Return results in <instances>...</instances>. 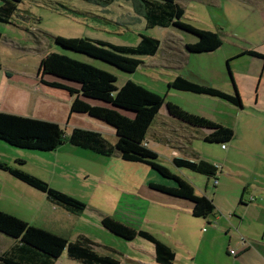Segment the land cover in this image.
<instances>
[{"label":"rangeland","instance_id":"1","mask_svg":"<svg viewBox=\"0 0 264 264\" xmlns=\"http://www.w3.org/2000/svg\"><path fill=\"white\" fill-rule=\"evenodd\" d=\"M176 1L184 9L182 22L217 33L222 40L220 48L188 53L185 45L196 42V37L175 27H146L139 0H112L105 5L84 0H23L13 24L0 22V76L7 79L6 74H14L18 78L23 71L33 78L42 90L29 91L35 97L22 105L26 106L24 116L56 122L67 135L72 126H67L68 111L62 114L61 108L70 106L72 97L42 85L36 76L41 59L54 51L107 70L115 75L117 88L132 81L158 95L164 101L159 111L162 118H166V103H172L189 114L231 128L234 136L224 143L226 150L195 137L189 149L178 155L217 166L216 182L212 177L176 168L170 161L172 149L152 144L161 164L188 181L196 194L212 199L214 216L194 218L190 201L150 189L146 185L150 181H167L143 164L104 157L68 143L54 152H42L19 149L1 140V161L39 177L86 207L78 215L71 214L53 205L45 194L0 171V210L71 241L86 236L96 244L98 253L110 255L120 264L158 263L151 243L139 237L126 241L113 235L102 227L103 217L155 235L174 249V264H264V61L241 55L246 49L264 52V10L248 0ZM140 35L158 39L160 48L152 57H137L141 65L133 73L62 50L54 43L55 37L87 38L134 47ZM176 76L232 95L235 86L241 107L174 90L168 84ZM13 91L5 88L10 92L7 96ZM70 121L77 128L101 133L111 143L116 140L112 129L85 114L73 113ZM84 154L111 163L104 166ZM13 244L12 238L0 233V252ZM53 264L79 263L69 260L64 251Z\"/></svg>","mask_w":264,"mask_h":264},{"label":"trees","instance_id":"2","mask_svg":"<svg viewBox=\"0 0 264 264\" xmlns=\"http://www.w3.org/2000/svg\"><path fill=\"white\" fill-rule=\"evenodd\" d=\"M22 1L2 0L0 22L13 24L18 12L17 6ZM84 1L105 5L112 0ZM139 1L146 27H175L196 37V42L185 45L188 53H209L221 47L222 40L217 33L196 29L182 22L184 9L176 0ZM54 43L62 50L100 60L126 73L135 72L141 65L137 57H152L160 48L158 39L146 35H140V41L134 47L114 46L87 38L55 37ZM241 55L264 61V54L255 50H244ZM46 75L54 79H46ZM36 76L42 85L63 90L72 97L70 115L85 114L100 121L113 130L115 142H109L99 132L82 128H74L67 135L55 122L4 112H0L1 141L19 149L42 152H54L68 143L70 146L104 157L116 156L124 162L143 164L167 181L149 183L150 189L190 201L191 215L194 218L206 219L214 216L215 206L212 199L196 194L188 181L161 164L158 154L147 146L148 132L164 103L161 97L132 81H127L117 88L115 75L95 67L88 61L70 57L65 52L54 51L46 54L40 61ZM168 86L178 91L218 98L241 107V99L235 86L232 95L211 86L199 85L181 76H176ZM166 112L187 127L208 131L203 138L206 142L224 145L234 136L231 128L189 114L172 103H166ZM172 164L176 168L187 169L212 177L214 182L217 181L215 176L219 168L207 161L173 158ZM0 171L45 194L53 205L60 206L71 214L78 215L86 207L82 201L51 188L39 177L1 160ZM101 225L123 240L131 241L139 237L148 241L154 247V259L158 264H173L175 260L173 249L148 231L133 229L110 217H103ZM0 233L14 240V244L8 250L0 252V264H53L64 251L69 260L79 264H120L118 259L98 253L94 249L96 244L86 236L79 235L71 241L1 210Z\"/></svg>","mask_w":264,"mask_h":264},{"label":"crops","instance_id":"3","mask_svg":"<svg viewBox=\"0 0 264 264\" xmlns=\"http://www.w3.org/2000/svg\"><path fill=\"white\" fill-rule=\"evenodd\" d=\"M248 2L250 4H252V5L254 4V6L260 7L261 9L264 10V0H248ZM246 50H252V49H246ZM263 54H264V52H263ZM23 73H24L23 71L20 72L18 78H16V76L14 74L13 75L6 74L7 79H5L3 76H0V112L24 116L26 106H22V105L26 104L28 102L29 98L35 97L33 94H30L29 91L32 89V91H34V93H37L40 89L42 90V87L40 88L39 85L35 82V80L33 78H28ZM185 78H187V77H185ZM188 80H190V79H188ZM194 83H196V82H194ZM197 84L203 85L200 83H197ZM203 86H206V85H203ZM5 88H8L9 90H14V91L11 95L7 96L10 92H5ZM70 102H72V98H71ZM66 107H67V109H66ZM69 109H70V106H62L61 112H62V114H64L65 112L68 111L67 116H66L67 126L71 125L72 129H74V128H77L76 123H72V124L68 123V122H71L70 121L71 115H70ZM161 116L162 115H159V113H158L157 117L155 118V120H154V122H153V124H152V126L148 132L149 138L147 139L146 142H147V146L150 149H152L153 151H155V149L152 146V144L164 145V146H167L168 148L172 149V154H171V158H170L171 163H172L173 158H180L178 156L179 152H183L184 150L189 149L188 146L191 145L192 139H194L195 137L204 138L205 135L209 133L206 130H201V129L199 130V129H193V128L187 127L186 125H184V124L178 122L177 120L171 118L167 114V112L165 114L166 118H162ZM51 122H53V121H51ZM57 122H60V121H57ZM84 128L88 130V127H83L82 129H84ZM220 147L222 150H226V148L225 149L222 148V145H220ZM85 157L91 161H94L95 163L97 161L100 162V160H96V158L92 159L86 155H85ZM108 162L111 163L110 161H108ZM108 162H100V163H104L103 165L106 166L108 164ZM88 173L91 174V171H88ZM101 175H104L103 172ZM99 183H102V182H99ZM149 183H152V182L150 181ZM149 183H146V185L148 186ZM198 219H202V218H198ZM203 220H205V219H203ZM173 251H174V249H173ZM175 258H176V253H175ZM174 262H175V260H174ZM174 262H173V264H174Z\"/></svg>","mask_w":264,"mask_h":264},{"label":"built area","instance_id":"4","mask_svg":"<svg viewBox=\"0 0 264 264\" xmlns=\"http://www.w3.org/2000/svg\"><path fill=\"white\" fill-rule=\"evenodd\" d=\"M222 148H225V146H224V145H222Z\"/></svg>","mask_w":264,"mask_h":264}]
</instances>
